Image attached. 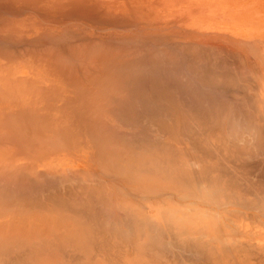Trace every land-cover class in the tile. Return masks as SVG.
Segmentation results:
<instances>
[{"label":"rangeland","instance_id":"1","mask_svg":"<svg viewBox=\"0 0 264 264\" xmlns=\"http://www.w3.org/2000/svg\"><path fill=\"white\" fill-rule=\"evenodd\" d=\"M160 5L161 0H2L0 64L46 67V72L35 74L41 84L24 89L9 88L7 94L19 99H33L24 105V111L34 116L30 124L40 132L42 154L45 150L55 152L56 165L55 168L48 165L40 172L35 169L3 170L0 181L15 179L16 173H22L28 180L40 176L65 181L77 175H95L99 169L90 163V157L96 155L95 137L92 140L87 133L99 136V150L106 160L127 166V158L134 148H140L146 141L159 142L167 137L151 128L147 118L153 114L162 122L170 108H178L176 110L182 114L190 115L199 108L200 112L211 109L217 114L224 110L231 117H244L252 112L254 99L250 89H243L241 95L237 86L246 87L244 84H247L255 63L236 55L233 46L227 42L203 39L194 36L184 25L167 23L161 17ZM216 43L228 48V52L215 50L213 44ZM121 54L129 58L128 64L134 63L122 80V91L121 85L111 77L116 76V72L107 73L109 68H118L117 56L121 57ZM204 70L212 78L222 76L223 83L209 84L205 80L207 75L201 73ZM254 74V79H261L259 72L254 71ZM157 86L158 92L164 86L178 92L172 89L170 97L166 95L167 100L156 101L158 93L154 96V91ZM115 94L121 101L117 98L116 102ZM211 101L219 105L208 106ZM240 122L241 125L245 121ZM181 125L185 123L181 122ZM239 134H242L241 130ZM117 149L124 151V157L117 156L123 155ZM227 166L238 175L236 186H240L250 201L251 198L255 200L253 194H257L256 191L264 197V148L260 150L253 146L248 152L230 159ZM105 185L118 188L114 184L113 187L112 184ZM61 190L60 187L58 191ZM8 216L9 212L5 220L10 224L28 219L30 221L25 222L31 225L56 228L47 218L39 221L43 216L35 217L36 221L22 216L16 218L12 214L10 218ZM155 221L159 222L157 218ZM232 221L240 223L241 230L251 234L249 239L253 236L254 242L247 243L254 246L250 250L253 256H248L246 261L241 256H233L222 263L219 255L217 264H264V253L261 252V249L264 252V215L249 210L241 212ZM0 236L4 240L23 237L17 233L11 237L9 234ZM165 251V258L158 260L159 264H215L206 256L189 251H178L173 247H165ZM117 255V250H111L113 261Z\"/></svg>","mask_w":264,"mask_h":264},{"label":"bare ground","instance_id":"2","mask_svg":"<svg viewBox=\"0 0 264 264\" xmlns=\"http://www.w3.org/2000/svg\"><path fill=\"white\" fill-rule=\"evenodd\" d=\"M213 47L229 50L217 43ZM127 57L117 56L118 68L107 71L116 72L111 77L121 85V91L122 80L134 65L127 63ZM252 69L250 75L254 76L257 70ZM201 73L207 75L209 84L223 83L222 76L212 78L206 70ZM155 88L156 101L167 100L166 95L174 90L164 86L158 92L159 87ZM252 96V112L244 117L228 116L224 110L219 114L211 109L200 112V108L191 115L170 108L165 117H158L162 122L156 115L148 116L150 127L167 137L134 148L127 166L106 160L99 150V136L87 133L88 138L95 137L96 155L90 157V163L99 169V174L77 175L65 181L40 176L28 180L16 173L15 179L0 181V210L5 213L1 216L9 212L16 218L30 216L31 221L43 216L39 221L47 218L56 225L35 236L6 238L5 243L0 236V264H159L158 260L165 258V247L206 256L215 264L219 255L222 263L233 256L248 260L254 246L247 243H253L254 238L249 239L251 234L232 220L249 210L264 215V197L256 191L255 200L250 201L236 186L238 175L227 164L253 146L264 148V98L259 93ZM117 98L121 101L117 95L116 102ZM212 101L208 106L219 105ZM120 152L123 155L117 156L124 157V151ZM232 208L235 211H230ZM8 243H13L11 248ZM111 250L118 251L115 261ZM261 252L264 253L262 249Z\"/></svg>","mask_w":264,"mask_h":264},{"label":"crops","instance_id":"3","mask_svg":"<svg viewBox=\"0 0 264 264\" xmlns=\"http://www.w3.org/2000/svg\"><path fill=\"white\" fill-rule=\"evenodd\" d=\"M160 7L161 17L167 23L184 25L194 36L203 39L227 42L233 46L236 55L252 60L262 77L258 80L249 76L245 88L242 84L237 86L241 90L238 93L243 95L242 90L249 88L250 94L256 91L264 98V0H161ZM36 72H46V67L0 64V171L35 169L40 172L48 165L55 168L56 153L45 150L42 154L40 132L30 124L34 116L24 111V105L33 99H19L7 94L9 88L24 89L41 84L36 79ZM2 214L5 215L0 210ZM4 220L5 216H0V235L9 234L8 237L13 233L35 236L46 226L31 225L25 220H19L15 226L4 225ZM8 244L11 248L13 243Z\"/></svg>","mask_w":264,"mask_h":264}]
</instances>
